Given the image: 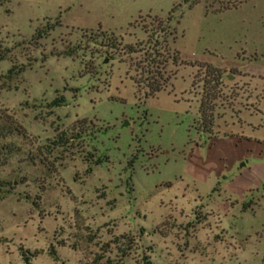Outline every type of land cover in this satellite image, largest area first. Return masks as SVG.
Instances as JSON below:
<instances>
[{
	"label": "rangeland",
	"instance_id": "374dc122",
	"mask_svg": "<svg viewBox=\"0 0 264 264\" xmlns=\"http://www.w3.org/2000/svg\"><path fill=\"white\" fill-rule=\"evenodd\" d=\"M0 1V264H264V0Z\"/></svg>",
	"mask_w": 264,
	"mask_h": 264
},
{
	"label": "trees",
	"instance_id": "16d2710c",
	"mask_svg": "<svg viewBox=\"0 0 264 264\" xmlns=\"http://www.w3.org/2000/svg\"><path fill=\"white\" fill-rule=\"evenodd\" d=\"M185 1H188L187 2L188 7H191L194 3L196 4L197 2H199V0H185ZM244 1H246V0H227V3L220 4L216 10L222 11V10H225L228 8H234ZM0 3H1V1H0ZM175 5H176V3H173L171 8L169 9V11L167 12V16H166L167 21H171L172 12H174V10H175ZM56 24H59L58 18H55L52 22H45L43 26L35 27L32 35H31V39L34 42H36L38 38L45 36L48 33V31L50 29H52L53 26H55ZM113 39H114V37L110 38V41H109L110 44L115 43ZM133 48H134L133 45L130 44V45H128L127 49H128V51H133L134 50ZM147 48L148 47H143L142 49L146 52ZM6 54H7L6 49L0 48V59L4 58L6 56ZM30 64H31V61H27V63H20L18 65L12 63L6 69L5 75H6V77L16 75L19 72H21L22 70H24L27 65H30ZM153 72H154V75L151 76V78H150L151 80L149 82H147L148 84H146V86L148 87L146 95H152L155 92H158L162 88V85H164V81L166 79L165 77H163V75L159 69H155ZM214 77H215V80L218 81L219 73L217 72ZM137 81H138V83H140L138 79H137ZM63 103H64V97L62 94L53 96L48 102V104L50 106H57V105H61ZM202 104L203 103L199 104L200 111L202 110ZM82 120H84V118L77 119L76 122H80ZM13 132L24 133V130L22 129V127L17 122H15L12 119H9L8 121H0V139H3L4 137L8 136L9 134H11ZM67 140H68V136H66L63 131H60V132H58L57 137L55 139H53L52 142L54 143L55 146H61V145L65 144L67 142ZM18 149H19V146L14 144L12 141H1L0 142V154H4V153L8 154V153L14 152ZM101 161H102V158H100V157H95L92 160L93 163H99ZM131 162H132V159H130L129 163H131ZM89 168L90 167H88V169ZM0 182H1V180H0ZM23 257L25 259L27 258L26 256H23Z\"/></svg>",
	"mask_w": 264,
	"mask_h": 264
}]
</instances>
